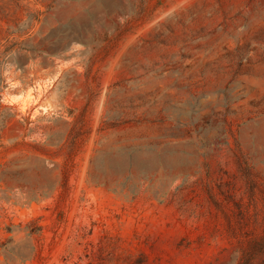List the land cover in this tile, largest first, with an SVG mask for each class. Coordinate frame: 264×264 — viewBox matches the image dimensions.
Instances as JSON below:
<instances>
[{
  "label": "rangeland",
  "instance_id": "rangeland-1",
  "mask_svg": "<svg viewBox=\"0 0 264 264\" xmlns=\"http://www.w3.org/2000/svg\"><path fill=\"white\" fill-rule=\"evenodd\" d=\"M0 264H264V0H0Z\"/></svg>",
  "mask_w": 264,
  "mask_h": 264
}]
</instances>
